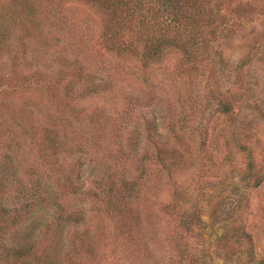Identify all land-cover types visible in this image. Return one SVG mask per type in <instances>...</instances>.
I'll list each match as a JSON object with an SVG mask.
<instances>
[{"label": "rangeland", "instance_id": "obj_1", "mask_svg": "<svg viewBox=\"0 0 264 264\" xmlns=\"http://www.w3.org/2000/svg\"><path fill=\"white\" fill-rule=\"evenodd\" d=\"M57 1L60 0H37L36 8L45 9L39 19L47 16L53 20H43L40 29L19 30L18 35L28 36L23 39L28 50L14 41L10 52L0 58V135L11 130L5 126H12L10 112L23 105L35 112L24 124L37 123L39 130L53 116L62 134L72 136L88 130V119L81 118L80 124V120L67 117L59 101L68 79L66 75L57 78L60 71L52 62V53H60L61 48L70 60L76 55L81 57L84 66L87 96L80 105L84 107L83 116L96 104L120 108L123 103L131 102V112L124 116V123H129L115 117V122H121L124 128V147L129 137L138 140L144 151L151 152L144 120L153 117L161 140L178 134L179 126L186 127V137L195 128L194 142H189L188 151L178 164L170 172L163 171V178L154 181L155 184L135 192L133 200L138 211H130L126 220L119 219L121 228H116V222L106 215L104 202L95 200L89 204L87 199L83 202L85 215L79 224L94 240L93 250L97 247V255H84L83 264H129L128 255L132 258L138 255L140 260L150 256L148 264H261L264 180L254 185L257 175L254 174L251 185L247 183L250 172L264 175V49L252 53L242 67L236 64L245 49L243 44L253 36L264 43V0H243L248 2L246 13L241 10L247 18L241 15L244 27L238 29L232 42L220 45L222 54H206L211 71L202 62L183 66L178 52L167 53L157 63L143 67L134 55L105 46L100 38L105 22L101 12L80 0H62V10L54 15L50 8ZM0 2L11 9L16 7L11 5V0ZM41 33L48 35L51 42L56 40L58 47H50L46 55L50 76L47 81L36 72L33 60L34 55L41 53V46L33 38ZM38 58L43 63L44 58ZM212 71L214 75H210ZM88 78L96 82L89 84ZM216 79L222 91H230L227 93L230 96L235 91L238 98L227 113L216 111L213 104L208 106L205 102L206 89L212 83L215 85ZM208 107L213 114H209ZM18 131L30 149L29 142H35L34 138L30 134L22 135L19 128ZM98 134L102 135V131L97 129L90 145H95ZM242 143L246 150L240 146ZM251 150L252 158H249ZM90 153L92 160L87 157V164L101 156L100 151L93 149ZM131 170L126 165L122 173ZM131 175L134 177V172ZM87 185L88 179L84 187ZM74 207L79 209L80 204ZM75 229L71 225L68 231ZM133 231L136 235L131 240ZM66 242L62 241L64 249ZM251 244L252 251L246 258ZM230 251L235 258L240 254L241 260L226 258Z\"/></svg>", "mask_w": 264, "mask_h": 264}, {"label": "trees", "instance_id": "obj_2", "mask_svg": "<svg viewBox=\"0 0 264 264\" xmlns=\"http://www.w3.org/2000/svg\"><path fill=\"white\" fill-rule=\"evenodd\" d=\"M80 1L101 12L105 18L100 36L105 46L134 55L143 67L157 63L167 53L178 52L182 56L183 66L202 62L210 71L206 54L219 55L220 45L234 40L238 29L244 27L240 22L241 15L246 13L248 4L243 0ZM12 4L16 6L15 9L0 2V58L10 52L14 41L20 43L23 50H28L23 41L28 36L18 35L19 30L40 29L43 20H53L47 16L39 19L45 9L36 8L37 0H11ZM62 6L63 1H57L50 8L51 13H59ZM244 18L247 19L246 15ZM40 35L33 38L36 45L41 46V53L34 55L33 60L36 72L47 81L50 76L47 73L49 61L46 55L49 50L58 47L55 46L56 40L51 42L48 35ZM236 45L239 47L238 43ZM243 46L245 49L237 61L238 67L250 60L252 53L264 49L263 40L254 36ZM59 51L52 53V62L59 66L57 78L66 75L68 79L63 96L59 98L63 112L67 117L80 120V124L81 118L88 119V130L83 129L72 136L62 134L54 116L39 130L37 123L24 124L28 117L35 114L30 106L23 105L21 109L10 112L12 126H5L11 130L0 135V264H83L84 255L95 257L97 247L93 250L94 240L79 224L85 215L83 202L86 199L89 204L95 200L104 202L106 215L116 222V228H121L119 219L126 220L130 211H138L133 200L135 192L139 193L143 187L155 184L154 181L163 178V171L170 172L185 156L189 142L194 138L195 128L190 129L186 137V127L179 126L178 134L176 132V135L168 136L166 140L159 139L160 131L153 117L144 120L151 152L144 151L138 140L129 137L124 147V128L121 122H115V117L124 123L125 117L131 112V102L123 103L120 108L96 104L86 117L83 116L84 107L80 105L87 93L81 57L76 55L74 60H70L63 48ZM38 57L44 58L43 63H39ZM214 74V71L210 73ZM215 81V85H211L215 89L211 86L206 89L205 102L208 106L213 104L216 111L227 113L233 109L238 98L235 91L231 96L227 95L230 91H222L217 79ZM238 81L241 80L238 78ZM87 82L92 84L96 81L88 78ZM79 85H82L80 89ZM95 86L100 88L99 85ZM216 89H220L218 93ZM208 109L209 114H213ZM110 124L112 127L109 129ZM17 127L22 135L30 134L34 138L35 142H29L30 149ZM134 127H137L136 123ZM196 128L199 137V122ZM97 129L102 131V135L98 134L92 146L90 142ZM240 146L244 150L247 148L244 143ZM92 149L100 151L101 156H96L94 162L87 164L85 159L89 157L88 160H92ZM251 152L248 153L249 158H252ZM124 164L131 166L132 170L122 173L126 166ZM133 172L134 177L131 175ZM249 174L247 185H251L254 174H257L254 185L264 180V175L260 173ZM87 179L88 185L84 187ZM79 204L80 208L75 209L74 206ZM71 225L76 228L74 231H68ZM135 235L133 231L130 239ZM64 240L67 241L66 249L62 245ZM252 247L251 244L246 258ZM127 257L129 264H148L150 256L141 260L138 255H134L135 259L130 255ZM226 258L233 260L234 252H227ZM235 259L240 261V254ZM263 259L261 264H264Z\"/></svg>", "mask_w": 264, "mask_h": 264}]
</instances>
